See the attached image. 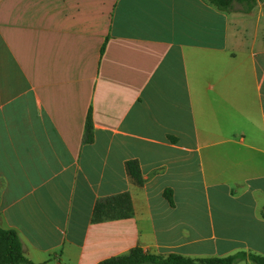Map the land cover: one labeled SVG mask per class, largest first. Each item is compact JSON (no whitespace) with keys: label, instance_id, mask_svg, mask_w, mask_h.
I'll use <instances>...</instances> for the list:
<instances>
[{"label":"crops","instance_id":"obj_1","mask_svg":"<svg viewBox=\"0 0 264 264\" xmlns=\"http://www.w3.org/2000/svg\"><path fill=\"white\" fill-rule=\"evenodd\" d=\"M259 4L0 0V227L27 260L264 256ZM120 193L131 216L91 222Z\"/></svg>","mask_w":264,"mask_h":264},{"label":"trees","instance_id":"obj_2","mask_svg":"<svg viewBox=\"0 0 264 264\" xmlns=\"http://www.w3.org/2000/svg\"><path fill=\"white\" fill-rule=\"evenodd\" d=\"M219 11L230 12L236 6L240 11L248 13L255 6L257 0H204ZM93 126L90 114L87 115L84 128V143L93 140ZM127 176L137 186L143 185L138 162L128 160L124 164ZM162 197L169 206H173L172 191L164 189ZM131 200L128 193H120L110 197L98 199L92 209L91 222L97 223L106 220L127 218L131 216ZM264 219V215L262 216ZM241 261H249L255 264H264V256L237 251L224 257L189 258L177 254L156 256L147 254L141 248L135 247L127 254L105 259L98 264H237ZM0 264H34L27 260L22 253V242L15 231L0 227Z\"/></svg>","mask_w":264,"mask_h":264},{"label":"rangeland","instance_id":"obj_3","mask_svg":"<svg viewBox=\"0 0 264 264\" xmlns=\"http://www.w3.org/2000/svg\"><path fill=\"white\" fill-rule=\"evenodd\" d=\"M260 1H261V4L256 6V11L261 10L264 13V5H262V4H264V0H260ZM262 18L264 20V16ZM235 252H237V251H234V252H232L230 254H233ZM237 264H255V263H252V262H249V261H241V262H238Z\"/></svg>","mask_w":264,"mask_h":264}]
</instances>
